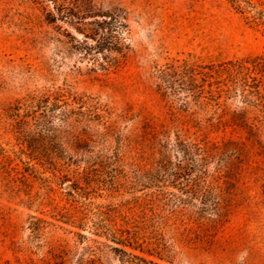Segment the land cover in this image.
I'll return each mask as SVG.
<instances>
[{
  "label": "rangeland",
  "instance_id": "rangeland-1",
  "mask_svg": "<svg viewBox=\"0 0 264 264\" xmlns=\"http://www.w3.org/2000/svg\"><path fill=\"white\" fill-rule=\"evenodd\" d=\"M88 1L75 11L127 22L130 47L119 69L104 70L75 52L74 30L47 22L43 0H0V264H135L136 255L158 264H264V134L242 125L241 99L225 127L205 138L216 155L207 180L230 181L223 191L233 193L228 221L211 233L194 223V203L186 231L139 249L143 198L154 187H143L144 160L131 142L144 121L160 126L172 117L156 89L159 69L174 58L194 65L264 58V27L250 24L230 0H94L95 9ZM251 1L264 8V0ZM62 89L99 106L31 104L30 97ZM104 108L117 115L123 139L81 149V130ZM47 115L53 125L40 129ZM59 117L81 123L73 132ZM232 147L239 154L230 170L218 169ZM86 169L100 171L101 186L79 179ZM173 186L168 190L179 193ZM114 229L120 240L132 234V245L114 242Z\"/></svg>",
  "mask_w": 264,
  "mask_h": 264
},
{
  "label": "trees",
  "instance_id": "trees-1",
  "mask_svg": "<svg viewBox=\"0 0 264 264\" xmlns=\"http://www.w3.org/2000/svg\"><path fill=\"white\" fill-rule=\"evenodd\" d=\"M43 1L46 21L59 29L65 24L74 30L75 35L70 34L69 43L84 60L104 70L119 69L123 65L130 47L126 20L95 12L82 16L81 11L75 10L80 9L83 0ZM230 1L250 24L264 27V8L251 0ZM88 3L91 8H96L94 0ZM50 4L54 7L51 8ZM67 4L74 6L73 9L67 11ZM154 81L172 117L160 126L144 121L141 129L132 133L134 139L129 135L134 151L144 160L142 185L144 188L154 187L144 194L139 231L135 238L142 251L151 245L160 247L161 240L171 230L180 231L184 226L186 231L190 219L189 207L194 203L197 205L194 219L197 228L211 233L228 221L233 193L224 192L223 186L232 183L218 178L207 180L216 155L207 147L205 138L208 132H217L225 127L226 118L236 112V100L241 99L243 104L241 121L247 132L257 130L259 134H264V58L199 65L174 58L154 74ZM62 90L30 97L31 104L36 108L58 106L61 102L67 106L69 102L99 106L92 103L96 102L92 97ZM95 115L98 119L87 124L85 129H79L87 132H82L81 149L88 150L90 146L99 144L108 146L112 140L120 142L123 139V133L116 128L117 115L108 108L98 110ZM49 117L43 116L40 129L50 130L53 121ZM58 119L73 132L77 131L76 123H81L64 117ZM238 151L236 147L224 151L218 160V169L228 172ZM78 177L85 179L90 187L101 186L104 179L99 170L89 169ZM170 186L177 188L179 193L170 192ZM72 189L77 191L75 187ZM173 219L179 220L180 224L174 226L175 223H169ZM191 229L194 227H189V231ZM110 233L114 242L123 241L128 246L133 243L132 234L127 240H120L115 229ZM135 257L138 261L135 264H158L144 256Z\"/></svg>",
  "mask_w": 264,
  "mask_h": 264
}]
</instances>
